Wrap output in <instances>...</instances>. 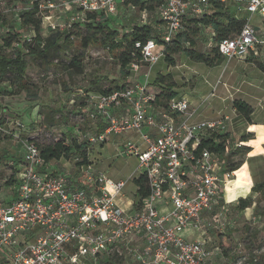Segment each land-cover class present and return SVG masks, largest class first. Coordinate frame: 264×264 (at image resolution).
Instances as JSON below:
<instances>
[{"label": "built area", "instance_id": "2783aa9c", "mask_svg": "<svg viewBox=\"0 0 264 264\" xmlns=\"http://www.w3.org/2000/svg\"><path fill=\"white\" fill-rule=\"evenodd\" d=\"M117 1L69 0L64 7L74 4L78 10L71 18L84 22L87 12L115 14ZM213 2L250 15L237 34L216 44L218 53L227 60L256 55L264 46V0H164L153 12L161 42H134L140 59L128 65L129 75L150 69L164 56L165 44L185 29V21L206 15ZM41 7L57 5L48 0ZM146 13L142 11L140 25H147ZM254 15L261 27L250 23ZM147 75L143 82L88 95L90 118L106 123L98 134L89 133L88 141L102 143L110 133L138 132L137 144L128 141L124 151L136 156L137 169L146 179L148 194L141 204L118 202L124 180L115 181L90 163L57 171L34 143L24 141L20 160L11 161L9 196L0 197V264H78L110 256L138 264H204L214 251L221 254L218 246L209 250L205 239H188L183 233L211 222L225 224L220 183L233 177L225 162L227 117L193 119L194 110L183 97L158 106ZM220 142V151L207 146Z\"/></svg>", "mask_w": 264, "mask_h": 264}, {"label": "rangeland", "instance_id": "374dc122", "mask_svg": "<svg viewBox=\"0 0 264 264\" xmlns=\"http://www.w3.org/2000/svg\"><path fill=\"white\" fill-rule=\"evenodd\" d=\"M51 1L57 7L51 9V14L44 17L42 30L44 37L60 35L58 47L53 48L46 58L25 54L26 77L30 83L29 93L21 91L14 94L8 83H0V115L6 109L12 111L9 113L8 121L3 117L4 130L0 131V197H3L4 193L6 195L7 188L4 184L8 181L4 183L3 179H8L10 173L6 162L19 158L22 152L21 141L32 139L42 145L64 138L68 145L75 138L77 144L85 151L88 163L111 179L126 182L123 196L118 202L125 206L126 201H134L133 178L139 176L141 171L137 169L136 156L124 149L128 141L137 144L138 132L129 131L119 135L110 133L105 142L91 143L88 141V134H96L94 127L96 121L87 115L86 102L88 95L101 89L125 83L128 85L137 77L144 81L142 75L146 71L147 84L155 92L160 90V86L154 84L157 74L172 76L176 84L174 87L176 97L187 99L190 108L194 110L193 119L227 117L229 148L228 157L225 156L227 165H237L243 162L247 155L264 154L262 147L264 140L259 142L251 139L242 140L249 132L247 131L249 123L232 105L234 100H242L253 108L254 118L264 115V53L255 59L223 58L220 63L207 66L203 62L193 61L181 50L172 55L173 64L162 57L150 69L142 67L134 77H131L120 70L118 61L108 49L106 42H92L87 48L82 46V39L93 40L95 37L93 31L86 26L72 25L75 20L71 16L78 10L74 4H70L72 8L65 9V3L69 0ZM226 11L244 20L250 16L243 10L238 11L229 6ZM0 14L6 18L3 21V28H0V33L5 35L7 30L12 29L10 25L14 24L16 12L11 6L0 3ZM143 14L137 8H125L122 1L118 0L115 14L109 16L112 19L109 26L117 28L119 33L123 34L131 23L140 24ZM153 14L146 13V23L153 27L159 36L161 27L155 24L156 18ZM249 20L255 25L258 18L254 15ZM49 25L55 28L50 29ZM96 37L98 39L100 36ZM195 38L194 50L211 55L213 44H209L212 41L210 29L203 28ZM75 56L81 58L79 66L81 73L73 67H68L70 59ZM251 127L252 125L249 129ZM145 130L144 128L143 131ZM244 145L252 147L246 154L241 153ZM80 160L81 154L76 153L67 159L52 160L50 165L57 171L60 169L74 171ZM249 161L254 176H258L260 182H263L264 158L257 156L250 158ZM242 167L247 170L245 162L238 167L240 171ZM250 191L247 185L236 187L234 184L231 192L224 196L227 202H232L227 205L224 203L226 210L221 218L225 224L220 226L211 222L209 225H202L206 230L207 248L212 250L214 246H218L221 250V254L211 255L208 264H264V199H258L256 193ZM233 195L235 197L231 199ZM240 197L255 199L256 206L254 203L251 209L240 213L236 207L237 199ZM219 209L216 208L212 214L217 213ZM260 247H263V250L260 251ZM253 257H256V262ZM78 264L108 263L98 257L83 259ZM114 264L138 263L132 260H118Z\"/></svg>", "mask_w": 264, "mask_h": 264}, {"label": "trees", "instance_id": "16d2710c", "mask_svg": "<svg viewBox=\"0 0 264 264\" xmlns=\"http://www.w3.org/2000/svg\"><path fill=\"white\" fill-rule=\"evenodd\" d=\"M43 1L46 2L48 0ZM163 2L164 0H123L122 5H124L125 8H137L139 11L153 13L157 7L163 4ZM0 3H4L9 7L11 6V8L16 12L14 24L10 25L12 28L11 31L7 30L5 35L0 33V83H8L9 89H11V92L14 94H19L21 91L27 94L30 90V83L26 77L27 62L25 60V54L46 58L53 48L58 47L57 43L60 35H48L47 37L43 36V20L45 16L51 14V9L41 7V0H0ZM5 19V15L0 14V28H3V21ZM111 21L112 19H110L105 13L95 14L87 12L84 22H73L72 25L86 26L88 29L93 31L92 33L95 37L93 40L92 38L82 39V46L84 48H87L92 42H106L108 49L113 53V56L118 61L120 70L122 72L125 71V74L129 75L128 65L133 61L138 62L140 59V53L134 47V42L136 40L144 41L148 38H155L157 42H161V39L157 35L158 32L150 25L131 23V25L127 26L128 29L125 33L121 34L117 28L115 29L109 26V24L112 23ZM244 22V19L230 15L226 11V7H224L221 3L213 2L206 15L199 19H187L185 21V29L176 33L173 39L169 43L165 44L163 56L164 60L173 64L174 60L172 55L182 50L193 61L203 62L207 66H214L220 63L223 59L217 51L216 44L223 38L232 37L237 34ZM158 23L159 20H156L155 24ZM49 28L51 29V27ZM203 28L210 29L212 41H210L209 44H213L211 55L209 53L204 54L194 50L196 45L195 37L203 31ZM96 34L100 36L98 39H96ZM80 60L81 58L78 56L73 57L70 59L68 67H73L78 73H81V70L79 69ZM154 84L160 86V90L157 91L156 95V104L158 106L167 107L168 102L173 98H176V92L174 91V87L176 85L175 81L170 74H157L154 79ZM125 85L126 83L123 85H115L113 88L101 89L100 91L92 94H106L113 89L121 88ZM232 105L233 108L241 114V116L248 123H251L250 117L253 113V108L248 103L242 100H234ZM91 108V104L89 103L87 97L86 110L88 112V116L91 113ZM10 112L12 111L6 109L3 114L0 115V131L4 130V119L7 118L6 120H9ZM52 118L53 116L50 117V119ZM94 121H96L97 127L95 129L97 131L96 134H98L105 129L106 123H103L100 119ZM249 130L254 131L256 137H254L253 133L248 132L242 140L247 141L251 139L257 142H259V140H264V126L252 125ZM226 138H228V132L223 135V139L225 140ZM24 141L34 143L38 147L40 156L45 162L67 159L73 154L80 153L81 161L78 162V164L81 165L88 163L85 151L82 150L81 145L77 144L75 138H73L71 143L68 145L65 143L64 138L42 145L37 144L32 139H26L21 142L23 143ZM207 146L211 150L220 151L223 148V143L220 142L215 146L208 144ZM241 150L242 154H246L251 150V148L244 145ZM20 156L16 160L11 159L6 162L9 169L12 168L11 161L16 164V161L20 160ZM241 162L237 165H227L228 170L230 171L237 169L238 177L235 181L227 185L225 195L231 192L230 190H232V186L234 184L237 187V182H239V185H247L251 192L256 193L258 199H264V181L255 183L251 188V179L248 171L244 169V167L241 168L242 171L238 168ZM12 173L13 169L7 176L8 179L5 181H8L7 184L5 183L4 185L7 186L13 181ZM133 183L135 186L133 202L134 206L137 207L147 196L148 187L146 179L142 174L133 178ZM7 194L8 193L6 192V195ZM5 199L7 198L5 197ZM254 203L256 206L255 199L250 197H240L237 199L236 207L238 210L242 211L252 207ZM103 259L104 262L108 264H114V262L121 260L115 256L105 257Z\"/></svg>", "mask_w": 264, "mask_h": 264}, {"label": "crops", "instance_id": "0c3cea01", "mask_svg": "<svg viewBox=\"0 0 264 264\" xmlns=\"http://www.w3.org/2000/svg\"><path fill=\"white\" fill-rule=\"evenodd\" d=\"M258 18V20H257V24H255V26L256 27H261V19L259 18V17H257ZM57 21H59V19H57ZM264 53V46L262 47V46H259L258 48H257V54L256 55H252V54H250L249 55V59H255L256 57H259L260 55H262ZM247 58V59H248ZM142 77H143V75H142ZM144 78V77H143ZM137 81H139V82H143V81H141V79H140V77H137L136 78V80H134V81H132V82H137ZM254 111V110H253ZM253 114H254V112H253ZM253 114L251 115V120H252V122L251 123H249V124H247V131H249V132H251V133H253L254 134V137H256V134H255V132L254 131H251V130H249V127L251 126V125H261V126H264V115L262 114V115H260V116H258V118L256 117V118H254L253 117ZM247 146H249L251 149H252V147L250 146V145H247ZM262 147H263V149H264V143H262ZM22 154V152L20 153V155ZM257 156H262L263 158H264V154H257V155H247L245 158H244V160H243V162H245V164H246V166H247V170H248V172H249V176H250V179H251V188H252V186L255 184V183H260V180H259V178H258V176H254V172L253 171H251V164H250V161H249V159L250 158H254V157H257ZM243 162H241V163H243ZM264 179V178H263ZM264 181V180H263ZM224 183L225 182H221L220 183V193H221V198H223V201L226 203V205L227 204H231L232 202H227L226 200H225V197H224ZM6 192L7 193H9L7 190H6ZM250 193H251V191H250ZM249 193V194H250ZM8 196H9V194H7V195H5V193H4V196L3 197H6V198H8ZM222 201V202H223ZM234 202V201H233ZM226 205H224L225 207V209H226ZM224 209V210H225ZM249 209H251V207L250 208H247V209H245V210H242V211H239L240 213H245V211H247V210H249ZM211 214L212 213H207V215H206V218L208 219V218H210V216H211ZM204 230V231H203ZM183 235L186 237V238H188V239H196V240H200V241H203L204 239L207 241V237H206V230L205 229H202V230H195V229H188L187 231H185L184 233H183ZM207 247V246H206ZM214 254H216V255H218L219 254V252H215L214 251ZM211 259V257L204 263V264H208V261Z\"/></svg>", "mask_w": 264, "mask_h": 264}, {"label": "bare ground", "instance_id": "6f19581e", "mask_svg": "<svg viewBox=\"0 0 264 264\" xmlns=\"http://www.w3.org/2000/svg\"><path fill=\"white\" fill-rule=\"evenodd\" d=\"M238 177V172H237V169L233 170V177L232 178H229L225 181L224 183V196H225V189L227 187V185H229L230 183H232L233 181H235Z\"/></svg>", "mask_w": 264, "mask_h": 264}, {"label": "clouds", "instance_id": "9594fccd", "mask_svg": "<svg viewBox=\"0 0 264 264\" xmlns=\"http://www.w3.org/2000/svg\"><path fill=\"white\" fill-rule=\"evenodd\" d=\"M237 186H239V182H237ZM231 191V190H230ZM237 195H239V194H242V193H236ZM235 197V195H233L232 197H230L231 199L232 198H234Z\"/></svg>", "mask_w": 264, "mask_h": 264}]
</instances>
